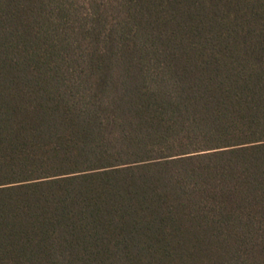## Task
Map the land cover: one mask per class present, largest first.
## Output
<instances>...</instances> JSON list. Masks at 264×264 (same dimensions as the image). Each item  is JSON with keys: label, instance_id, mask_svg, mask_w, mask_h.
Wrapping results in <instances>:
<instances>
[{"label": "trees", "instance_id": "1", "mask_svg": "<svg viewBox=\"0 0 264 264\" xmlns=\"http://www.w3.org/2000/svg\"><path fill=\"white\" fill-rule=\"evenodd\" d=\"M0 264H264V0H0Z\"/></svg>", "mask_w": 264, "mask_h": 264}]
</instances>
